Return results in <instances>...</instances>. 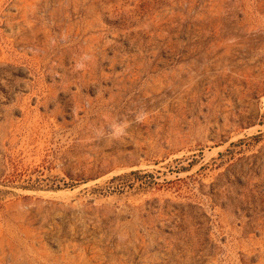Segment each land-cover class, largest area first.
<instances>
[{
    "label": "rangeland",
    "instance_id": "rangeland-1",
    "mask_svg": "<svg viewBox=\"0 0 264 264\" xmlns=\"http://www.w3.org/2000/svg\"><path fill=\"white\" fill-rule=\"evenodd\" d=\"M0 264H264V0H0Z\"/></svg>",
    "mask_w": 264,
    "mask_h": 264
},
{
    "label": "clouds",
    "instance_id": "clouds-1",
    "mask_svg": "<svg viewBox=\"0 0 264 264\" xmlns=\"http://www.w3.org/2000/svg\"><path fill=\"white\" fill-rule=\"evenodd\" d=\"M79 67H81V68H82V67H84V65H83V64H81V65H79Z\"/></svg>",
    "mask_w": 264,
    "mask_h": 264
}]
</instances>
